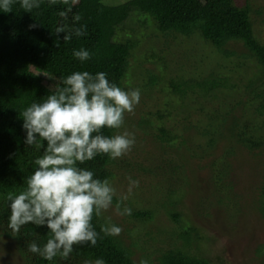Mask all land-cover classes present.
<instances>
[{
	"label": "rangeland",
	"instance_id": "obj_1",
	"mask_svg": "<svg viewBox=\"0 0 264 264\" xmlns=\"http://www.w3.org/2000/svg\"><path fill=\"white\" fill-rule=\"evenodd\" d=\"M126 1L103 0L111 6ZM247 1L253 10L254 34L264 45V0ZM245 3L227 2L237 11L243 10ZM78 25L69 22L71 28ZM117 36L119 42L131 39L136 44L124 85L141 90L148 86L150 75L157 81L141 94L140 103L133 113L125 114L124 126L115 133H134L135 145L127 155L112 160L107 179L116 189L115 200L127 195L124 205L132 209V215H150L120 217L109 209L102 216H110L122 228L120 239L132 246L136 264L141 259L160 264L167 254L204 258L211 264H263L264 253L257 250L264 246V146L246 147L231 133L233 115L239 125L248 126L245 134L237 129L240 137L262 142L263 72L252 60L237 56L243 52L240 49L235 57L226 58L198 42L197 36L160 32L148 15L131 14ZM153 55L158 59L151 58ZM179 75L197 81L225 77L228 88L217 98L190 92L181 100L169 85L171 78L184 83L175 80ZM222 117L227 118L225 124ZM142 119L147 122L139 125ZM207 125L214 128L208 134L202 131ZM252 126L255 128L250 130ZM161 127L176 139L162 142ZM128 178L139 181L131 194L127 192ZM174 214L179 215L177 220ZM190 228L195 230L190 235L195 234L198 240L184 239L183 233ZM4 232L0 223V264H27L15 241Z\"/></svg>",
	"mask_w": 264,
	"mask_h": 264
},
{
	"label": "trees",
	"instance_id": "obj_2",
	"mask_svg": "<svg viewBox=\"0 0 264 264\" xmlns=\"http://www.w3.org/2000/svg\"><path fill=\"white\" fill-rule=\"evenodd\" d=\"M227 2L228 0H129L111 6L103 0H40L38 8L28 11L22 7L20 0H17L10 12H0V223L4 226L5 235L15 241L18 254L27 264H89L97 258H103L106 264L136 262L130 252L132 246L123 243L121 236H105L100 231L105 222L103 216H94L92 221L100 234L96 246H74V251L67 260L57 256L48 261L28 251V246L33 241L43 247L49 238L46 227L27 224L19 233L7 228V197L26 188L27 178L35 168L34 160L43 154V148L46 147L45 142H41L40 148L24 144L26 133L22 128L23 110L33 102H43L57 87L63 86L64 78L77 71H88L93 75L105 72L111 82L124 90H131L124 85V81L128 77L131 51L136 44L132 43L131 39L119 42L117 35L133 13L148 15L162 33L192 38L197 36L200 40L198 42H204V45H209L216 53L226 58L235 57L236 51L240 49L243 52L237 56L252 60L264 74V45L259 44L254 34L250 19V12L253 10L249 1L246 0L245 8L240 11L228 6ZM68 8H71V11L67 19L62 20L59 13ZM254 10L255 13L259 12L258 9ZM76 15L81 17L77 22L78 27L86 26L85 35L73 36L71 40L64 41V33L55 34V28L63 21L69 26V22H74ZM81 48L87 49L91 54V59L84 63L72 55L73 50ZM155 57L156 55L151 56ZM169 80L172 94L179 96L181 100L190 92L200 93L204 98L210 95L209 98H215L223 88H228V80L225 77L197 81L186 80L184 75H179L175 80L185 81L184 83H175L173 78ZM156 81L157 77L150 75L149 84L140 90L141 94H146L145 90H150ZM232 117L235 120H231L234 127L231 133L236 140L250 148L264 146V138L262 142H258L252 137H240V131L237 129H241V134H245L244 130L248 126H245V123L239 125L238 118L233 115ZM226 120V117H222L220 121L225 124ZM146 122L147 120L142 119L138 124L143 125ZM208 127L210 128V125L201 130L206 134L211 133L214 128L206 129ZM253 128L255 126L250 127V130ZM102 131L106 136L117 132L110 129ZM159 132L164 143H171V139H176V136L172 138L170 130L165 131L161 127ZM213 143L215 140L211 139L210 144L214 145ZM183 144L186 145V141ZM111 163L112 160L107 156H97L80 167L93 171L96 178L107 179V167ZM116 202L114 199V203ZM149 215L138 212L132 216L141 219ZM173 216L176 220L179 218L177 214ZM194 231L190 228L183 233L184 239L188 242L193 237L192 241L198 240L195 234L190 235V232ZM257 251L263 254L264 246H259ZM160 264L211 262L204 258L191 259L181 254H167Z\"/></svg>",
	"mask_w": 264,
	"mask_h": 264
},
{
	"label": "clouds",
	"instance_id": "obj_3",
	"mask_svg": "<svg viewBox=\"0 0 264 264\" xmlns=\"http://www.w3.org/2000/svg\"><path fill=\"white\" fill-rule=\"evenodd\" d=\"M17 0H0V12H10ZM24 9L40 6V0H20ZM71 8L59 13L66 20ZM81 17L74 16V22ZM86 26L71 28L61 22L55 34L64 33L63 40L85 35ZM73 57L84 63L90 52L73 50ZM62 87L48 95L43 102L31 103L22 112V128L26 133L24 144L42 147L43 154L34 160V171L27 178L26 188L7 197L9 215L7 228L19 233L27 224L46 227L49 238L41 247L35 241L28 251L51 261L57 256L67 260L74 246L95 247L99 233L93 226V217H101L113 209L120 217L132 215L124 205L127 195L114 205L116 189L108 179L95 177L93 171L80 167L97 156L117 160L130 153L135 145L134 133L123 131L111 136L104 129L119 130L124 126L125 114L133 113L140 103L139 88L124 90L108 79L107 73L77 71L62 80ZM139 187V181L128 178L129 194ZM100 231L105 236H119L122 228L105 217ZM89 264H106L97 258ZM140 264H149L141 259Z\"/></svg>",
	"mask_w": 264,
	"mask_h": 264
}]
</instances>
